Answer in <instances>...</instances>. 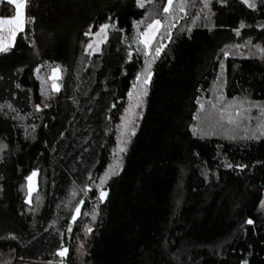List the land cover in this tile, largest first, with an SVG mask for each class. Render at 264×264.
Here are the masks:
<instances>
[{
	"label": "trees",
	"instance_id": "obj_1",
	"mask_svg": "<svg viewBox=\"0 0 264 264\" xmlns=\"http://www.w3.org/2000/svg\"><path fill=\"white\" fill-rule=\"evenodd\" d=\"M250 2L254 9L210 0L201 11L195 0L187 14L177 11L171 42L151 65L136 134L120 153L128 93L144 70L133 21L143 20L139 31L155 19L166 24L167 0L143 9L135 0H29L34 23L0 53V264H264V135L247 138L260 131L256 119L244 130L217 129L221 119L209 103L220 77L223 96L259 105L254 114L264 124V0ZM13 13L0 0V17ZM107 22L114 25L107 43L88 55L84 34ZM236 44L242 47L225 48ZM56 65L65 70L60 92L48 79ZM117 164L105 202L94 184L78 191L89 175L98 184ZM34 169L38 198L29 204L25 177ZM80 199L82 214L72 221ZM61 245L64 257L56 255Z\"/></svg>",
	"mask_w": 264,
	"mask_h": 264
},
{
	"label": "snow or ice",
	"instance_id": "obj_2",
	"mask_svg": "<svg viewBox=\"0 0 264 264\" xmlns=\"http://www.w3.org/2000/svg\"><path fill=\"white\" fill-rule=\"evenodd\" d=\"M8 2L15 7V16L11 18H2L0 17V53H7L12 47L15 46V37L23 33L25 30V25L34 23L35 17H28L26 16V8L28 7L29 0H8ZM151 3V0H135V3L138 8L143 9L145 7V3ZM195 0H176L175 7H174V0H167L166 5L163 7V13L166 14L165 19L167 23H162L161 20L155 19L152 20L151 23H148L147 26L144 28L143 31H139V24L143 23V20L141 21H133V27L137 28V39L136 43L139 44L141 47L137 49V52H142L144 56V70L142 73H138L136 75L135 82L132 85V88L134 91H129L128 96L130 100L129 108L126 109L127 119L125 117H122V128L126 135L128 136H134L136 134L135 130V109L136 108H142L144 97L147 96V85L151 81V77L153 73L151 72V65L154 63V61L161 55L164 48L167 46L165 43V40L168 42H171L172 39V29L176 27V24L173 23L174 20H176V13L177 11L180 13H186V8L190 6H194ZM203 4L204 9H208L210 5V0H201ZM245 4L248 5L250 8H255L256 5L254 3H251L250 0H243ZM199 15H197L196 19H199ZM206 18V17H205ZM114 25L109 23H104L99 25L98 30L95 33H92L91 31L86 32L85 36H91L92 38L86 43L84 51L88 55H95L97 53L101 52V45L106 44L108 40V29L113 28ZM241 27H243V24H241ZM188 31H191V29H188ZM236 31V34L239 35L238 30ZM228 47H234V48H240L242 45L236 44L232 46H225L227 49ZM261 52H264V48L259 49ZM223 55L225 58L229 56V52L226 50H222ZM129 58H131L132 53H128ZM221 68V76L223 74L224 70V64L223 62L220 63ZM40 69H35V72H39ZM64 69L60 65H56L55 67L50 68V75L48 77L49 80H51V91L53 92H60L61 91V84L59 83L63 79ZM38 79L43 81V78L38 76ZM220 77H218V80ZM41 95L46 96L47 92L42 88L41 89ZM134 99V102H132ZM199 102V101H198ZM210 106L213 110H215L219 116L221 121H224L227 125H232L234 127H238L245 119L250 118L249 113L252 107H258L256 105L250 104V102L245 100L240 101H233L229 102L226 100V98L223 95L217 96L215 98V102L209 101ZM245 105H248L245 107ZM45 107H48L47 104L44 105ZM36 111H42L40 105L34 106ZM199 107L201 111L204 110L205 105L203 103L199 104ZM261 114L264 115V109H261ZM195 118V117H194ZM202 135H207L209 133L205 132L203 129H201ZM195 134V131H194ZM260 135H264V124L260 125V131L257 135H253L247 138L250 139H256L259 138ZM229 139H236L235 135L229 136ZM127 140H121L120 144L118 145V151L120 153H125L127 151ZM123 145V146H120ZM3 148H6V145H0V150H3ZM119 167V165L112 166L110 165L109 168L105 171V173L101 176H99V183L95 184V182L92 180V177L89 175L87 177L88 184H86L84 187H81L78 189L80 193H83L84 191H93L92 185H95V191L98 193L97 201L98 203H103L106 201L108 197V189L105 187L107 184L108 179L111 178L112 175L118 174L116 171V168ZM225 167H233L232 164H226ZM238 168H244L245 165H236ZM205 176L207 174L205 173ZM38 178H39V170L34 169L31 171L30 175L25 177V180L27 182V194L28 198L26 200L27 203L32 202V195L33 193H37L38 198ZM70 196L72 198H75L77 196V188L74 187L71 192ZM84 204V200L80 199L77 200L75 205L73 206V213L71 215V220L76 221L77 218L82 214L81 213V205ZM260 206L264 208V200L260 201ZM84 215H87V213H84ZM92 219H96V212L95 209L93 210ZM246 224L252 225L254 224V221L252 219H248L245 221ZM72 228L69 226L68 232H71ZM88 233H91L93 229L91 227H88L86 229ZM14 239L15 237H11ZM68 252V249L61 247L57 250L56 255L60 257H64Z\"/></svg>",
	"mask_w": 264,
	"mask_h": 264
},
{
	"label": "rangeland",
	"instance_id": "obj_3",
	"mask_svg": "<svg viewBox=\"0 0 264 264\" xmlns=\"http://www.w3.org/2000/svg\"><path fill=\"white\" fill-rule=\"evenodd\" d=\"M15 16V7H14V13L11 15V16H7V17H2V18H11V17H14ZM152 21H149L147 23H145V26L144 28L147 26L148 23H151ZM108 23V22H107ZM104 24V23H103ZM144 28L141 30L143 31ZM98 30V29H97ZM96 30V31H97ZM109 30V29H108ZM96 31L92 32V33H95ZM92 38V37H91ZM16 39V37H15ZM250 50V49H249ZM251 51V50H250ZM51 74V73H50ZM51 81V80H50ZM60 83V82H59ZM223 86H222V81L219 79L214 87V90H213V95H214V98H216L217 96H220V95H223ZM227 101L229 102H233L234 100L235 101H240V100H245V101H248L244 98H238V99H226ZM134 102V99L133 101ZM251 104V103H250ZM252 105H255V104H252ZM248 105H245V107H247ZM258 107H260L259 105H256ZM258 107H252L251 110H250V113H249V117L248 119H245L238 127H234L232 125H227L224 121L220 122L219 121V125H215L217 127V129L223 131L225 130L226 128H229L231 131H235L237 130L238 128H240V130H244L248 127V124L250 121H253V120H257V122H255V124L257 126H260V123H261V119H260V115L259 116H256L254 114V110L256 109L257 111L259 110ZM141 108H136L134 111H135V125H136V119L139 115V111H140ZM126 119H127V116H126ZM224 133V132H222ZM130 136L126 135L125 133L121 135V140H127L129 139ZM120 146H123V145H120ZM30 175V174H29ZM38 187H39V178H38ZM24 195H25V199L27 200L28 198V194H27V182H25V188H24ZM35 193V192H34ZM33 193V195H34ZM33 195H32V198H33ZM17 264H68V262L66 260H58V261H47V260H37V259H24V258H19L17 259Z\"/></svg>",
	"mask_w": 264,
	"mask_h": 264
}]
</instances>
